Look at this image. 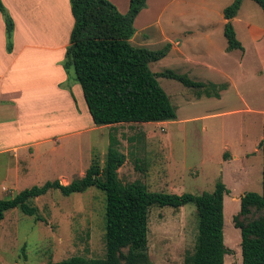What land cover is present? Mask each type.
<instances>
[{"label": "rangeland", "instance_id": "374dc122", "mask_svg": "<svg viewBox=\"0 0 264 264\" xmlns=\"http://www.w3.org/2000/svg\"><path fill=\"white\" fill-rule=\"evenodd\" d=\"M233 2L206 0L205 3L229 7ZM193 11L184 7L174 16L185 23L182 27L196 29L189 53L204 59L207 43L194 26L209 23L218 48L224 46V33L220 35L219 18L197 8L194 13L202 19L194 22L187 18ZM241 17L264 27V13L252 0L244 1ZM237 28L245 40L247 33L244 34L239 24ZM239 57L233 55L214 63L231 79L207 68L196 67L191 73L187 72L190 67L186 71L178 70L169 58L151 64L154 73L169 70L187 73L194 81H228L229 87L222 91L220 99L199 98L196 89L159 77L160 85L177 109V119L164 123L99 127L84 106L78 125L57 133L44 132L52 137L40 155L29 147L19 152V156H0V200H11L22 191L49 181L60 180L68 185L82 178L93 160L99 159L104 165L110 136L114 134L121 142V152L127 156L119 170L124 184L139 180L150 191L179 195L212 193L220 181L226 185L229 193L225 196L224 238L230 253L225 257V264H243L242 234L235 227L234 217L239 214L241 198L246 193L263 191L260 143L264 138V61L256 59L252 51L244 65L237 62ZM71 71L69 84L79 85L75 72ZM19 138L20 144H25L24 132ZM38 162H43L44 169L37 173L34 167ZM33 204L47 222L36 221L18 209L7 212L0 223V264H59L75 256L106 257L103 192L92 188L64 197L58 191H51L35 199ZM261 216L264 212L256 210L251 219ZM197 226L198 215L193 204L180 209L153 207L149 225L151 264H184L187 254L194 250Z\"/></svg>", "mask_w": 264, "mask_h": 264}, {"label": "trees", "instance_id": "16d2710c", "mask_svg": "<svg viewBox=\"0 0 264 264\" xmlns=\"http://www.w3.org/2000/svg\"><path fill=\"white\" fill-rule=\"evenodd\" d=\"M244 0L234 2L224 10L227 23L224 36L229 52L244 50L237 38L232 20L238 16ZM264 13V0H253ZM75 19L63 66L75 72L81 85L89 114L96 126L164 123L177 119V109L158 78L165 77L196 89L201 98H221L226 84H206L174 71L154 73L151 64L167 57L168 44L159 50L136 47L135 19L147 8V0H131L127 14L119 12L109 0H70ZM7 29L9 51L13 47L15 24L0 0ZM264 135V124H263ZM121 142L111 134L104 165L93 160L82 178L64 185L60 180L26 189L11 200H0V223L7 212L18 209L36 221L47 222L40 216L33 201L58 191L64 197L82 194L95 188L105 194L106 257L87 259L75 256L59 264H151L149 258L150 212L153 207L180 209L189 204L196 207L198 234L194 250L184 264H225L230 250L225 245V196L229 193L220 181L212 193L171 194L150 191L141 181L124 184L119 170L127 156L121 152ZM263 154V191L249 192L241 198V209L234 217L235 227L242 234L243 264H264V216L253 218L256 210L264 212V138L260 143Z\"/></svg>", "mask_w": 264, "mask_h": 264}, {"label": "crops", "instance_id": "0c3cea01", "mask_svg": "<svg viewBox=\"0 0 264 264\" xmlns=\"http://www.w3.org/2000/svg\"><path fill=\"white\" fill-rule=\"evenodd\" d=\"M109 1L120 13H128L131 0ZM2 2L12 17L15 28L13 47L9 51L6 23L0 12V156H19V152L29 147L35 148L40 155V150L45 143L51 142L52 137L44 132L57 133L78 125L82 109L87 106L81 85L69 84L72 71L67 72L63 66L75 19L70 0ZM205 2L206 0H147V8L135 19L136 32L131 43L136 47L152 50H159L170 44L171 50L164 59H171L176 69L186 71L190 67L187 72L191 73L189 71H194L196 67L207 68L212 72H222L227 79H231L230 76L214 63H221L225 58L237 55L241 56L237 61L239 65H244L250 51L256 59L264 61V27L241 17L243 5L232 24L244 50L229 52L225 36L224 46L218 48L216 35L214 36L211 25L206 22L203 27H194L198 28V34L207 43V56L204 59L194 58L189 50L194 34H197L196 29L182 27L185 23H181L174 15L184 7L194 11L197 8L207 11L214 18H219L221 35L227 23L224 10L228 6H207ZM194 11L187 18L194 22L202 19ZM237 24L244 34L247 33L245 40L241 38ZM243 24L246 25L244 28ZM255 29L260 31L256 33ZM227 83L229 82L206 84H226L229 87ZM22 132L25 133V144H20ZM51 151L54 152V148ZM41 163L43 162L36 163L34 167L38 170L37 173L44 169Z\"/></svg>", "mask_w": 264, "mask_h": 264}]
</instances>
